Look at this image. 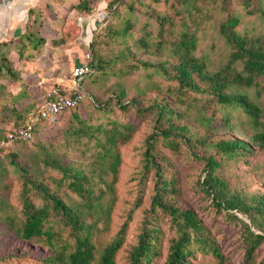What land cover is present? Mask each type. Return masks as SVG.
<instances>
[{
  "label": "rangeland",
  "instance_id": "374dc122",
  "mask_svg": "<svg viewBox=\"0 0 264 264\" xmlns=\"http://www.w3.org/2000/svg\"><path fill=\"white\" fill-rule=\"evenodd\" d=\"M34 1L22 27L13 28L17 29V36L0 40L1 56L12 59L10 68L17 76L16 80L5 71L0 72V138L7 128L26 123L51 88L71 87L75 66L92 61L94 67L99 63L102 69L96 68L95 74L80 84L88 94L77 110L66 113L54 127L39 126L42 129L31 142H17L0 151V264H44L42 259L51 250L66 254L74 244L62 216L52 209L45 224L53 234L52 248L45 240L24 241L16 237V230L24 222L23 189L27 188L36 207L48 202L32 183L46 186L72 208L83 202L68 189L70 178L64 177L56 164L89 177L93 173L94 195L99 196L100 190L105 193L100 200L103 210L97 207L92 217L85 219L87 224L97 221L91 237L96 259L125 225L124 242L114 260L115 264H128L129 252L143 228L153 227L158 254L151 264H164L176 228L168 213L151 207L158 175L147 160L148 143L153 144L149 152L163 180L170 183L164 200L197 214L221 248L226 264H243L242 222L250 225V221L236 211L218 210L203 192L200 183L206 175L204 161L195 156L204 155L203 146L194 142L198 147L190 150L179 137L171 136L169 141L178 144L177 151H173L160 134L155 140L149 137L157 126L154 104L168 103L180 113L172 115V122L186 125L193 137L205 139L207 155L213 154L222 162L216 174L231 191L264 193L262 151L255 149L234 161L223 159L210 146L229 137L247 140L253 134L249 118L240 109L218 106L211 96L180 90L169 67L175 63L174 46L186 33L194 35L193 54L204 63L206 71L220 70L231 50L220 26L231 17L238 20L234 28L237 34L264 42V0H249L248 7L244 0H86L89 12L75 10L79 0ZM31 10L40 26L30 21ZM100 13H106L109 19L92 32L89 47L86 26L88 29L92 17ZM78 18L84 19L82 25ZM126 27L129 29L124 33ZM39 38L45 43L40 44ZM160 63H166L168 72H163ZM245 91L264 114V91L259 97L252 88ZM122 94L121 103L135 99L136 108L151 109L139 113L133 105L119 108L115 97ZM74 114L79 120L74 119ZM118 131L128 134V139L122 141L123 136L118 135L110 147L108 138ZM108 148L119 156L115 177L104 158ZM65 247L70 248L64 251ZM194 256L190 258L192 264H217L210 255ZM252 264H264V244L256 250Z\"/></svg>",
  "mask_w": 264,
  "mask_h": 264
},
{
  "label": "trees",
  "instance_id": "16d2710c",
  "mask_svg": "<svg viewBox=\"0 0 264 264\" xmlns=\"http://www.w3.org/2000/svg\"><path fill=\"white\" fill-rule=\"evenodd\" d=\"M244 5L248 7L249 0H244ZM112 7L111 5L110 9ZM74 8L77 11L89 12L86 0H80ZM32 11L28 12L30 21L33 25L40 26V22L37 23V19L33 17ZM249 13L251 14V12ZM261 15L264 17V13H261ZM237 24L238 20L231 17L220 26V33L231 50L226 63L217 72L210 73L206 71L204 63L194 56L193 53L196 49L195 37L186 33H182L179 41L175 44L172 51L175 63L169 66L173 73L172 78L178 83L180 90L211 96L218 106L240 109L249 118L252 123L253 134L247 140L229 137L215 141L210 145L223 159L234 161L241 160L243 156L255 149L264 153V114L260 106L245 91L252 88L258 97L264 91V42L261 39H250L240 36L234 30ZM128 29V27L123 29L124 33H127ZM29 36L30 33L27 35L28 40H30ZM24 37L25 35L22 38ZM38 42L44 44L45 40L39 38ZM1 48L0 72L5 71L7 75L17 80V76L10 68L11 61H8L7 57L1 56ZM92 54L94 56L93 52ZM88 65L93 68V74H95L96 68L102 69L99 63L94 67L95 65L92 61ZM159 65L164 73L168 72L166 63H160ZM122 97L123 94L115 97L117 98L119 108L124 110L127 108V105L135 107V99L124 104L120 102ZM154 108L157 110V126L154 130L155 133H152L149 139L155 140L157 134H160L165 141L168 140V144L173 151H177L178 144L175 141H169L171 136L179 137L182 140V144L190 150H195L198 145L203 146L202 154L204 155H195L198 159L204 161L206 175L200 183L203 192L208 197H211L212 203L218 210H224L225 212L236 211L247 216L250 225L241 221L243 224L242 242L244 245L243 264H252L256 250L260 245L264 244V193L261 191L252 193H244L241 190L231 191L227 182L216 174L223 164L221 161H217L213 154L207 155L206 148L208 147V143L204 141L205 139L198 136L193 137L186 125L174 124L172 122V115L177 114L180 116V113L176 112L168 103H155ZM135 109L139 113H145L151 107L143 109L135 107ZM73 117L79 120L77 114H74ZM28 121L15 127L24 126ZM165 124L168 125L166 129L163 128ZM41 125L49 128V125L46 123L38 124L33 128L35 135L38 133V130L42 129L39 127ZM8 129L10 128H7L6 132ZM122 134L119 131L111 134L108 138L110 147L115 145L118 135L123 136L122 141L128 139V134ZM152 146L153 144L148 143L147 160L156 168L158 180L156 181L151 207H158L168 213L176 228V237L169 243L164 264H192L190 258L195 257L196 253L210 255L216 260L217 264H226V259L221 248L210 236L208 229L202 224L197 214L193 210L178 208L164 200V194L169 189L170 183H166L163 180L161 170L154 156L149 152ZM104 158L108 162V169L115 177L119 165L118 154L108 148L105 151ZM55 166L63 172L64 177L70 178L67 185L68 189L78 195L83 202L78 208H72L61 198L53 195L46 186L32 183L48 202L42 207H36L27 195V188L23 189L21 200L24 222L22 227L16 230V237L24 241L45 240L52 248L53 244L51 240L53 234L45 227L50 217L49 209H52L62 216L64 226L69 228V234L74 244L70 245L71 248L68 247L70 251L66 254L62 250H51L50 255L42 259L44 264H115V255L124 242L125 225L120 228L116 236L102 249L96 259L95 247L91 241V237L92 230H94L97 221L93 220L91 224H87L85 219L87 216L92 217V213L96 212L97 207L103 210L100 200L105 193L100 190L99 196L94 195V184L91 181L93 173L89 177L78 170L71 171L59 164ZM108 186L109 190H111L110 185ZM107 211L108 209L104 213L107 214ZM234 217L238 219V217ZM105 221L107 220L105 219ZM154 233L155 229L153 227L143 228L137 244L129 252L128 264H151L153 262L158 254L154 244L156 240ZM68 248L65 247L63 250L65 251Z\"/></svg>",
  "mask_w": 264,
  "mask_h": 264
},
{
  "label": "built area",
  "instance_id": "2783aa9c",
  "mask_svg": "<svg viewBox=\"0 0 264 264\" xmlns=\"http://www.w3.org/2000/svg\"><path fill=\"white\" fill-rule=\"evenodd\" d=\"M106 15V13H100L98 17L102 19ZM83 23L84 19L78 18V24L82 25ZM89 43L90 41H86L87 45ZM93 73V68L88 64L75 66L71 71L72 86L70 89L53 87L43 95L34 111L30 113L28 123L9 129L0 139V151L9 149L17 142H31L35 139L33 128L36 125L46 123L49 127H54L60 123L66 113L78 109L87 96L80 84Z\"/></svg>",
  "mask_w": 264,
  "mask_h": 264
},
{
  "label": "crops",
  "instance_id": "0c3cea01",
  "mask_svg": "<svg viewBox=\"0 0 264 264\" xmlns=\"http://www.w3.org/2000/svg\"><path fill=\"white\" fill-rule=\"evenodd\" d=\"M34 2H35L34 0H22V1L0 0V40L4 38L9 40L17 36L16 30L22 27L27 15V11L29 8H31V4ZM75 5H77V3ZM13 28H17V29L14 30ZM8 29H13V30L8 31ZM85 34H86V41L89 42L92 37L91 29L90 28L86 29ZM9 60L12 61L10 57ZM65 88L70 89V87L67 86H65ZM11 91H15V89H11Z\"/></svg>",
  "mask_w": 264,
  "mask_h": 264
},
{
  "label": "water",
  "instance_id": "95a60500",
  "mask_svg": "<svg viewBox=\"0 0 264 264\" xmlns=\"http://www.w3.org/2000/svg\"><path fill=\"white\" fill-rule=\"evenodd\" d=\"M108 19H109V16L108 15H106L102 19H99L98 17H96V16L94 17L93 16L92 19H91V21H93V23H94V26H95L94 30L96 29V27H101V26L105 25L108 22ZM90 43H91V41H90ZM90 43L88 45L89 47H90Z\"/></svg>",
  "mask_w": 264,
  "mask_h": 264
},
{
  "label": "bare ground",
  "instance_id": "6f19581e",
  "mask_svg": "<svg viewBox=\"0 0 264 264\" xmlns=\"http://www.w3.org/2000/svg\"><path fill=\"white\" fill-rule=\"evenodd\" d=\"M89 28H90L91 31L93 32V30H94V28H95L93 21H91V22L89 23Z\"/></svg>",
  "mask_w": 264,
  "mask_h": 264
}]
</instances>
